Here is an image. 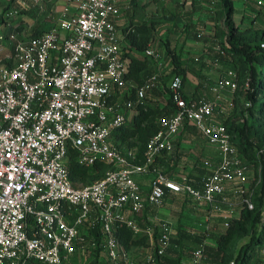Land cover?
Listing matches in <instances>:
<instances>
[{
	"label": "built area",
	"instance_id": "1",
	"mask_svg": "<svg viewBox=\"0 0 264 264\" xmlns=\"http://www.w3.org/2000/svg\"><path fill=\"white\" fill-rule=\"evenodd\" d=\"M121 2L77 0L74 10L65 8L39 37L0 33V51L5 42L11 45L0 66V264H85L89 257L98 264H137L117 236L120 224L146 237L148 264H155L176 234L172 224L150 215L168 193L207 206L210 221L219 202H225L228 185L239 183L241 194L247 190L249 168L216 118L218 100L184 96L181 76L170 87L174 112L159 119L160 130L144 157L116 143V134L138 113L135 102L122 94L129 60L116 22ZM256 5L263 7L264 0ZM144 53L157 57L152 47ZM157 77L140 90L139 101ZM237 89L233 71L214 87L218 99L221 92ZM185 125L219 153L218 165L203 162L208 173L199 187L186 177L177 181L152 169L173 151ZM71 151L80 165L92 167L102 160L109 170L91 184L75 186L68 169ZM136 177L150 181L143 185ZM244 204L255 209L250 199ZM204 252V246L195 252L196 264Z\"/></svg>",
	"mask_w": 264,
	"mask_h": 264
},
{
	"label": "trees",
	"instance_id": "2",
	"mask_svg": "<svg viewBox=\"0 0 264 264\" xmlns=\"http://www.w3.org/2000/svg\"><path fill=\"white\" fill-rule=\"evenodd\" d=\"M15 1L11 0L9 2L4 9V15L13 8L14 10L17 9L18 6L12 7ZM192 1L195 3V0ZM218 3L221 7V12L219 18H217V22L218 19L223 18V26L217 24L213 37H199L195 35V39L204 41L209 45L207 51L210 59L224 66L226 70L233 71L236 74L238 89L234 93L233 101L236 111L235 113L233 112L231 117L223 118V123L232 138L231 142L235 146L239 157L253 171L254 178L250 184V188L243 194H240V205L242 206L240 216L229 218L230 226L228 228L224 227L227 220H224L220 231L216 228L212 236L216 247H205L207 259L201 264H229L226 252L230 243L236 237H244L249 227L252 230V237L248 246L250 249L241 251L237 261L240 264H264L262 257H259L260 259L257 258V260L253 259L251 255L253 250L260 245V241L264 239V222L262 221L264 212V154H260L264 150V143H262L261 138L252 134V126L249 125L247 120L249 115L264 117V28L256 26L255 23L243 27L238 25L234 20L235 7L233 1L218 0ZM130 6L133 9V14L131 13L129 17L130 23L125 27L124 35L125 41L129 42L130 52L132 51L134 55L125 46V57L129 60V72L126 76L127 89L123 90L122 94L126 101L132 100L135 102V108L138 113L132 123L123 127L116 134L115 141L120 146L127 143V146L124 147L136 148L137 153L141 157H144L149 140L159 132L160 126L159 122H157L143 127V122L149 116H154L159 121L161 117L174 112L173 92L170 89L171 82L175 76H181L184 83V92L189 69L184 49L178 45H171L168 41H163V45L165 59L169 61V66L162 72L155 69L156 63L153 59L146 57L144 52L156 37L159 22L152 18L145 22H135V17H142L144 11L140 6V0H130ZM21 12L19 11V15ZM1 19L2 16H0ZM172 19L173 21L176 20V16H173ZM4 22L6 21L4 20ZM50 26L51 23L47 24V22L40 20L38 24L34 25L27 32H25V28L22 29L21 25H18L12 30V33L23 34L25 37H39ZM173 28L175 34L181 33L185 36L190 31L188 28L185 31L180 30L176 24H173ZM5 62H7L5 57L3 59L0 58V66ZM155 75H158L155 86L146 90L144 98L139 101L140 90L145 89L149 80ZM167 80H170V83H167ZM247 84L249 87H247ZM184 96H187L186 92ZM192 132H196V130L191 126L185 125L175 141L173 151L171 153H164L159 157L153 164L152 169L161 171L168 178L181 181L182 178H178L180 173L177 171V167L180 166L181 161L186 155L183 140L184 136H188ZM135 137L139 139L140 146L130 142ZM206 160L208 159H197L194 164L195 172H187L185 176L190 183L197 187L200 186L202 178L208 173V170L203 165V162ZM68 169L73 184L80 186L91 184L103 178L109 170V165L101 160L92 167L82 166L77 161L76 152L71 151L68 158ZM139 178L141 177H136L141 184H148L146 181L142 182ZM169 194H167V198ZM173 198L176 200V197L173 196ZM245 199H250L254 203L255 209L253 211H250L245 206ZM165 202L166 200L163 202V205H165ZM150 212L151 216L157 214V210ZM178 229H180L178 234L179 242L185 236L187 240L196 242V238L194 239L188 232L182 230L180 225ZM117 236L128 249H131L130 246L135 245L148 246V241L144 235H135L124 224L119 225ZM169 250L170 248L162 258L158 257L155 264H181L183 260L181 257L178 259L173 257L168 258ZM91 263L97 264V261L92 260ZM32 264L41 263L33 262Z\"/></svg>",
	"mask_w": 264,
	"mask_h": 264
},
{
	"label": "rangeland",
	"instance_id": "3",
	"mask_svg": "<svg viewBox=\"0 0 264 264\" xmlns=\"http://www.w3.org/2000/svg\"><path fill=\"white\" fill-rule=\"evenodd\" d=\"M61 1L63 6L64 4L69 2V0H61ZM124 1L125 4H127L128 6L129 1L128 0H124ZM232 1L235 7L234 20L238 25H241L243 27V26H249L251 23H255L256 26L264 28V6L259 8L256 5L257 0H248L247 2H245V0H232ZM22 3H25V5H23ZM34 4H38L37 0H16L12 7L20 6V9L23 10L18 20H26L29 23L34 24L35 20L33 17H31V19L27 18L28 16L27 13L31 10V8H32L31 11L32 14L36 13L35 9L33 8ZM6 5H7V1L0 0V16H2V19L0 20V26L6 24V22H4V9H5L4 7ZM63 6H61V8ZM140 6L142 7L144 13H142V17H137L136 18L137 20L142 21L144 16L146 15L145 17L149 16L147 21H149L150 18H152L157 22H159L158 32L156 33L155 39L160 38L163 41H168L169 43H171V45L181 46L184 49L185 58L188 60L187 62L190 63L191 65L195 64L198 65L200 68H204L208 64L209 65L215 64V61L208 57V51H207L209 48L208 44H206L204 41H201L199 42L200 44H198V42H193L191 46L190 44H188V42L190 38L193 41H195L194 36L197 32L201 33L202 36L205 37H213L215 35V29L217 27V24L223 26V18L218 19L217 22V18H219L221 12V7L218 3V0H195V3H192V0H140ZM248 11L254 12L253 16L255 18L251 16V14ZM173 16H176V20L174 21L172 19ZM124 17L126 19L129 17L128 14H126V12L124 13ZM26 21H22V23H20L22 29L25 28L24 22ZM143 22H145V20H143ZM50 23H51L50 27H52L56 24V21H52ZM173 24L178 25L183 31H185L187 28L190 29L188 35L187 36L181 35L178 37L173 31L174 30ZM186 37H189V39H187ZM125 46L126 49L130 52L129 42L125 43ZM130 53L134 55L132 51ZM7 54H9V52H7ZM191 54L192 57H190ZM4 57L5 54L3 55L0 54L1 59H3ZM196 58H198L199 60L196 61L195 60ZM166 69H163L160 72ZM201 75L203 78H207V73L206 74L201 73ZM198 77L199 76L197 75V77L192 76L191 78L194 81ZM200 80H202V78ZM167 83H170V80H167ZM191 87L196 89L197 87L196 83L191 85ZM207 97L205 96V98ZM233 101H234V93L230 91L225 92V96H223L218 103L219 109L217 110L218 114H216V118L218 121L223 122V118L231 117L233 115V112L235 113L236 108L235 105L233 104ZM157 119L158 118H154V116H149L148 119L143 122L142 126L146 127L151 124L157 123L158 122ZM247 120L249 122V125L252 126V130H251L252 134L257 135V137L261 138L262 143H264V117H261L259 115L258 116L249 115ZM184 137L185 138L183 140V146L185 148L186 155L181 161L180 166L177 167V171L180 173L178 178L185 177L187 175V172H192V171L195 172L194 164L197 159L204 160L207 158H212V157L214 158L215 156V149L209 146L203 140L202 137L197 135L196 132H192L190 133V135ZM130 142H132L134 145L140 146V142L137 137L133 138L132 141ZM123 146H127V143L123 144ZM253 176L254 173L252 170L251 173H247L246 184L250 185V183L254 178ZM239 186H240L239 183H233L231 185H228L226 187V193L224 197L225 202H219L218 204L219 206L218 208H220V210L215 211L214 216L212 217L213 219L218 218L215 220L217 222V224L215 222L216 224L215 227L218 228V231H220L223 227V221H222L223 219L239 217L241 214V208H242V206L240 205L241 197L240 195L236 194L235 196L233 194V192L237 190ZM166 203L161 208V217L163 218V220L171 223L173 226L176 227L180 225L184 228L187 227L190 228V226L191 228H193L195 222L200 223V221L204 220V217L206 216L205 208L198 207L202 211V214H199L195 210L197 206L189 202L184 203L182 202V200L177 199L174 201H169L167 204ZM251 237H252V230L249 227L247 228L244 237H236L232 240L226 252L227 253L226 256L229 258V264H233V263L240 264V262L237 261L239 253L241 251H245L244 249L247 250L250 249L248 248V246L250 244ZM263 242L264 241H262V243ZM187 243L195 247L194 242L190 241ZM259 247L260 245L256 247L255 250H253L251 254L253 259L261 258L262 255ZM130 248L134 251L135 257L139 258V262L142 264V258L145 255L146 247L135 245V246H130ZM181 264H196L194 255L190 257L189 254V256H187L185 261L182 260Z\"/></svg>",
	"mask_w": 264,
	"mask_h": 264
},
{
	"label": "crops",
	"instance_id": "4",
	"mask_svg": "<svg viewBox=\"0 0 264 264\" xmlns=\"http://www.w3.org/2000/svg\"><path fill=\"white\" fill-rule=\"evenodd\" d=\"M5 1H7V5L10 2L9 0H5ZM51 1L52 0H37V3L38 4H34L33 5V8L35 9V12L36 13H33L32 14V12H31L32 11V8L27 13L28 14L27 18L28 19L29 18L31 19V17L34 18V20L36 22V23L34 22V24H31V23H29L26 20H18L19 17H20L19 11H23L22 9H20V6H18L16 10H14V9L9 10L4 15V17H5L4 20L6 21V24L3 25V26H0V33L5 34L6 36L12 34V30L16 26H18L20 23H22V21H26V22H24L25 32L29 31L34 25L38 24V22H40V20H42L44 22H47V24H49L52 21L58 22V19L64 15L65 8L69 7V8H71V9L74 10L76 8V6H77V0H69L68 3L64 4V6H63L61 0H58V1L54 0L52 2ZM128 1H129V5L128 6H127V4H125V1L124 0L121 2V12H120L119 17L116 20L117 26H118L119 31H120V36L122 37V43H123L124 46H125V43H127V41H125L124 29H125V27H127L129 25V23H130V18L129 17L131 15V13L133 14V9L130 6V0H128ZM192 3H193V1H192ZM22 4L25 5V3H22ZM7 5L4 8H6ZM61 6H63V7L61 8ZM125 12H126V14H128L129 20H128V18L126 19L124 17V13ZM248 12L251 14V16L254 15V12H252V11H248ZM10 13H14V15H12V16L9 17V14ZM15 13H18V14H15ZM135 18H137V17H135ZM148 18H149V16L144 17L143 20L147 21ZM134 21L137 22L139 20L135 19ZM180 30H181V28H180ZM176 35L178 37L181 36V35L183 36V34H181V33H179V34L176 33ZM195 35H197L199 37L202 36V34L201 33H198V32ZM186 38L189 39V37H186ZM195 38L196 37L194 36V40L195 41H193L190 38L188 44H190L191 46H192L193 42H198V44H200L199 42H201V41H198ZM4 44H5L4 45V50L3 51H0V54H2V55L3 54H7V52H9L10 49H11V45L9 43L5 42ZM150 47L154 48L156 50V52H157V57L156 58H151L156 63V66H154L155 69H157L158 71H161L163 69H166V66H169V61H167L165 59L163 40H161L160 38H157V39L154 38L153 41L148 46V48H150ZM135 55H138V54H135ZM190 57H192V54L190 55ZM195 60L198 61L199 59L196 58ZM205 67H204L205 68V70H204V68H200L198 65H195V64L194 65L193 64L191 65L190 63H188V69H189V71H188V76H187V82L185 84V92H186V94L191 95V96H193L196 99H206V100H209V101H216V100H218V103H219V100L222 99L223 96H225V92H227V91L229 92L230 90H225V91L221 92L220 98L218 99L217 98V95L218 94L215 93L214 87H215V85L218 83V81L221 78H223V77L226 76V73L228 72V70H226V68L224 66H222L221 64H219V63H215L214 65H209L208 64ZM201 73H203V74H206L207 73V78H203L202 75H201ZM197 75L199 77L196 78L193 81V79L191 77L192 76H196L197 77ZM201 78H202V80H200ZM196 80H198V81H196ZM194 83H196V85H197L196 89L193 88V87H191V85H193ZM230 92H232V91H230ZM205 96L206 97L207 96H210V97L205 98ZM197 135L200 136V137H202L198 133H197ZM209 146H211V145H209ZM211 147H213L215 149V156H214V158L212 157V158H207V159L209 161H211L212 163L218 165L219 164V161H220L218 150L214 146H211ZM247 173H251V170L249 169ZM143 178H139V179H141L142 182L146 181L147 183H149L150 178H146V177L144 179ZM246 187H247V190H248L250 188V185L247 184ZM233 194L236 196V194L237 195H240L241 193L238 192L237 190H235L233 192ZM173 196L176 197V200L177 199L182 200V202H184V203L185 202L186 203L189 202V201H186V199L181 198L179 196H176L174 194H169L168 198L166 199V202L168 203L169 201H174ZM195 206H197V208L195 210L199 214H202V211L198 207H203V208L206 209V216L204 217V220H201L200 223H196L195 222L193 228H191V226H190V228H188V227L187 228H184V227L181 226V229L182 230H184L185 232H188L192 237H194V239L196 238L195 239L196 242L193 241L195 247H193V246H191L190 244L187 243V242H190V240H187V237L186 236L183 238L182 241L180 240V242H179L178 234H179V230L180 229H178V227L174 226V228L176 230V234H175V236L172 239V243H171V247L172 248L170 247V250L168 251V258H172L173 257L175 259H178V258L181 257L185 261V259L187 258V256H189V254H190V257H191L202 246H204V247H206V246L216 247V243L213 241V237L212 236H213V234H214V232L216 230L215 225L217 224V222L215 220L218 219V218L213 219L212 218L214 216L213 215L211 217L210 221H208L207 220V215L209 213V208L207 206H204V205H202V206L195 205ZM161 208L157 210L156 216H158L160 219L163 220V218L161 217ZM204 215H205V213H204ZM212 219H213V221H212ZM224 220H227L228 221V219H226V218L223 219L222 221L224 222ZM215 222H216V224H215ZM133 255H134V251H133ZM261 257L264 259L263 256H261ZM147 258H148V256L147 255H144V257L142 258V264H148ZM206 259H207V254H206V249H205V252H204V260L203 261H206ZM92 260L93 259L90 258V257H89V259L87 258V260L85 261V264H92L91 263ZM134 262L137 263V264H141L139 262V258L135 257V255H134ZM97 264H98V262H97Z\"/></svg>",
	"mask_w": 264,
	"mask_h": 264
}]
</instances>
